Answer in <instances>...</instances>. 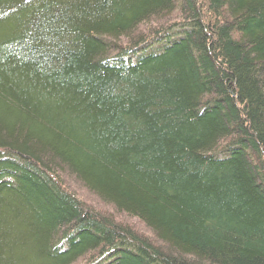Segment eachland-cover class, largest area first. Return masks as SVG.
Wrapping results in <instances>:
<instances>
[{
  "label": "trees",
  "instance_id": "obj_1",
  "mask_svg": "<svg viewBox=\"0 0 264 264\" xmlns=\"http://www.w3.org/2000/svg\"><path fill=\"white\" fill-rule=\"evenodd\" d=\"M0 264H264V0H0Z\"/></svg>",
  "mask_w": 264,
  "mask_h": 264
},
{
  "label": "rangeland",
  "instance_id": "obj_2",
  "mask_svg": "<svg viewBox=\"0 0 264 264\" xmlns=\"http://www.w3.org/2000/svg\"><path fill=\"white\" fill-rule=\"evenodd\" d=\"M93 205H96L97 203L96 202H92ZM102 207V206H101ZM109 208H104L103 210H105L106 212L108 211ZM111 214V213H110ZM116 219H120V218H116ZM122 219H120L121 221ZM126 224H129L132 228L134 229H138L139 227L137 226V221L135 220H131V219H127V220H123Z\"/></svg>",
  "mask_w": 264,
  "mask_h": 264
}]
</instances>
